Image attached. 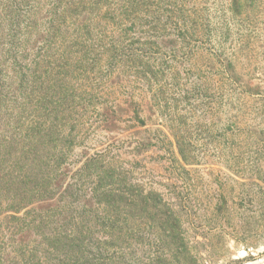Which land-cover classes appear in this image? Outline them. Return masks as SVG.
<instances>
[{
	"label": "rangeland",
	"instance_id": "rangeland-1",
	"mask_svg": "<svg viewBox=\"0 0 264 264\" xmlns=\"http://www.w3.org/2000/svg\"><path fill=\"white\" fill-rule=\"evenodd\" d=\"M24 119L58 164L1 200L0 264H264V0H0V135ZM97 188L148 197L119 237Z\"/></svg>",
	"mask_w": 264,
	"mask_h": 264
},
{
	"label": "trees",
	"instance_id": "trees-1",
	"mask_svg": "<svg viewBox=\"0 0 264 264\" xmlns=\"http://www.w3.org/2000/svg\"><path fill=\"white\" fill-rule=\"evenodd\" d=\"M69 64V69H71L72 63H68L67 59L63 62V67ZM77 68V67H76ZM73 72L75 68L73 67ZM72 73V72H71ZM69 71V75H71ZM29 120V118H28ZM25 119L22 122H18V127L14 128L11 132L10 138L0 135V184L4 187L1 190L6 191V194L0 193V207L1 200L9 197L10 208L13 212L18 213L21 208L26 207L32 203L34 200H40L50 197V193L47 192L49 188L50 178V167L57 166V161L50 164V160L53 158L54 145H51L47 141L41 142L38 133H33V121L32 124H24ZM31 123V120H29ZM17 126V125H16ZM46 136L43 135V137ZM6 176H9L10 182L7 183ZM103 185L101 184V187ZM11 187H14V192H11ZM17 188H21L18 190ZM95 190V189H94ZM98 188L93 191L92 197L95 198L97 203H104V211L109 217H113L110 222H114L113 225L107 223L103 220L99 224V219L94 217L92 220L87 218V223L98 225L104 230L105 228L111 229L116 227L120 230L118 231L119 237L122 235L123 226L117 225L119 223V216L115 215L116 213H128L132 204L137 205L138 203L146 204L148 197H135L131 192H124L125 190L120 191L121 195L113 194L112 189H107L109 194H104L103 192L97 193ZM121 206V207H120ZM122 210H119V209ZM71 215H66L65 218L68 219ZM121 221L120 223H122ZM85 224V223H83ZM80 235L85 237L88 226L81 225ZM112 233H109L111 235ZM82 240V238H81Z\"/></svg>",
	"mask_w": 264,
	"mask_h": 264
}]
</instances>
